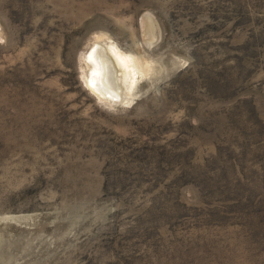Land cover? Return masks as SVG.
<instances>
[{
    "label": "rangeland",
    "instance_id": "374dc122",
    "mask_svg": "<svg viewBox=\"0 0 264 264\" xmlns=\"http://www.w3.org/2000/svg\"><path fill=\"white\" fill-rule=\"evenodd\" d=\"M261 201L264 0H0V264H264Z\"/></svg>",
    "mask_w": 264,
    "mask_h": 264
},
{
    "label": "bare ground",
    "instance_id": "6f19581e",
    "mask_svg": "<svg viewBox=\"0 0 264 264\" xmlns=\"http://www.w3.org/2000/svg\"><path fill=\"white\" fill-rule=\"evenodd\" d=\"M98 42L100 41H95L85 55V60L89 62L87 66L90 70L87 78V85L92 91L105 98L117 96V90L121 86L118 69L115 70L114 65L117 67V62L121 61V63L125 64V71L129 68L133 70L131 72V74H133L131 80L132 84L135 74L138 71L136 70V66L138 65L133 63L134 61L131 56L122 54L115 46H106Z\"/></svg>",
    "mask_w": 264,
    "mask_h": 264
},
{
    "label": "trees",
    "instance_id": "16d2710c",
    "mask_svg": "<svg viewBox=\"0 0 264 264\" xmlns=\"http://www.w3.org/2000/svg\"><path fill=\"white\" fill-rule=\"evenodd\" d=\"M252 105H253L252 108H253V112H254V108H255L254 107V103ZM255 118H256V115H255ZM256 121H258L259 124L261 125V123L258 120V118H256ZM261 127H262V125H261ZM225 143H226V147H227L228 146V144H227L228 141H226ZM253 144L254 145L259 144V141H257L256 143H253ZM255 147L257 148V146H255ZM224 149H226V148L224 147ZM242 155H243V151L238 156H242ZM230 164L237 171H235L234 173H231V170L233 169L232 168V169H230V170H228L226 172V169H224L223 167L220 166V164H218L216 168L213 167L208 173L205 172V175L198 174V175H195V176L199 177V178L201 176H204V179H205L206 183H208L209 185L213 186L214 189H215V187H220V189H226V187H227L228 189L230 188V189H234V190H236V189L238 190L240 188H244V190H247V191L249 189L251 190V187L248 186L250 184H247L245 187L242 186V184H244L245 182L247 183V181L255 182V180L253 181L252 179H249L250 177H253L249 173H247V171L249 169H246V171L244 172L243 169H241L240 167H236L237 164H235V163H233V164L230 163ZM244 176L247 179H245ZM212 179H213V181H210ZM251 195H252V192H251ZM254 196L255 195H252L250 198L247 197L245 199V201H246L245 203H249V205H250V207L252 209H253L254 204L259 201V199L253 198ZM263 205H264V203L261 201L259 206H256V209L263 207ZM261 215H264V214L261 212ZM263 220H260L262 223L260 224L261 228H259V231H258V233H261V234L264 233V221Z\"/></svg>",
    "mask_w": 264,
    "mask_h": 264
}]
</instances>
